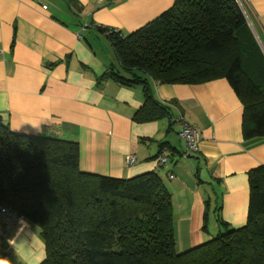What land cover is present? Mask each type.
I'll return each mask as SVG.
<instances>
[{
  "label": "crops",
  "instance_id": "1",
  "mask_svg": "<svg viewBox=\"0 0 264 264\" xmlns=\"http://www.w3.org/2000/svg\"><path fill=\"white\" fill-rule=\"evenodd\" d=\"M174 1L0 0V115L15 133L77 141L82 172L166 177L176 250L184 252L212 236L210 210L204 216L206 229L203 224L212 196L231 229L246 225L248 174L264 166V137L243 138V107L225 79L195 86L152 83L155 98L171 108L172 130L167 119L133 121L144 104L140 86L97 84L116 60L102 30L129 35L159 18ZM237 2L264 53V0ZM183 124L201 132L198 152L169 157L161 167L156 158L170 156L166 150L159 154L161 143L187 150L179 137ZM129 155L135 156L132 166L126 165ZM181 160L190 163L179 168ZM169 163L178 168L172 170ZM212 230L221 231L220 226ZM4 248L5 264H41L46 258L39 232L30 225H16Z\"/></svg>",
  "mask_w": 264,
  "mask_h": 264
},
{
  "label": "trees",
  "instance_id": "2",
  "mask_svg": "<svg viewBox=\"0 0 264 264\" xmlns=\"http://www.w3.org/2000/svg\"><path fill=\"white\" fill-rule=\"evenodd\" d=\"M102 32L117 65L96 82L142 88L135 123L167 119L169 130L174 126L152 83L225 79L243 107V138L264 137V53L237 0H175L129 35ZM160 146L159 154L170 156L156 159L166 162L197 153ZM163 180L156 172L131 179L82 172L77 141L15 133L0 115V204L38 230L46 253L41 264H264V166L248 174L246 225L231 229L218 213L224 232L179 253L173 198Z\"/></svg>",
  "mask_w": 264,
  "mask_h": 264
},
{
  "label": "built area",
  "instance_id": "3",
  "mask_svg": "<svg viewBox=\"0 0 264 264\" xmlns=\"http://www.w3.org/2000/svg\"><path fill=\"white\" fill-rule=\"evenodd\" d=\"M46 8V7H44ZM179 137L184 140L187 151L196 153L202 140L201 132L189 124H183ZM158 162L163 165L166 163L165 158H159ZM135 163V156L129 155L126 158V165L132 166ZM172 178V177H171ZM19 225L21 228L29 226L22 218L12 213L0 204V260L5 255L4 244L9 238L14 227Z\"/></svg>",
  "mask_w": 264,
  "mask_h": 264
},
{
  "label": "rangeland",
  "instance_id": "4",
  "mask_svg": "<svg viewBox=\"0 0 264 264\" xmlns=\"http://www.w3.org/2000/svg\"><path fill=\"white\" fill-rule=\"evenodd\" d=\"M112 52V51H111ZM115 65H117V60H115ZM104 72V71H103ZM102 72V73H103ZM176 127V126H175ZM182 147H183V149H186V147H185V145H184V142H183V145H182ZM188 163H190V160L188 161V160H181V162L177 165L179 168L181 167V166H188ZM174 164V163H173ZM172 163L170 164H168V166H171L172 167V170H175V166L176 165H173ZM176 166V167H177ZM177 167V168H178ZM176 172V171H175ZM175 172L173 171V173L175 174ZM187 172H189V170H185L184 171V173L183 174H185V176L187 177V178H190L189 177V175H187ZM172 173V174H173ZM180 174H181V172H179ZM164 177V176H163ZM164 180H163V182H164V184H165V186L168 188V190H169V180L166 178V177H164L163 178ZM205 200H208V198H205ZM215 200H216V198L214 197V196H212V201H213V203L209 206V205H206V207H205V213H204V215H203V224H204V228L206 229L207 228V226H208V222L204 219V216H205V214H208V210H210L209 211V215H210V225L208 226V231H209V235L211 236L210 238H209V240H211V239H214L215 237H216V234L217 233H215L214 234V232H213V230H212V228H213V226L215 227V228H218V223H217V221H216V218H215V216H217L218 215V212L216 211V204H215ZM220 228H221V226H220ZM220 230H222V228L220 229ZM222 232H224V230H222ZM179 253V252H178Z\"/></svg>",
  "mask_w": 264,
  "mask_h": 264
},
{
  "label": "clouds",
  "instance_id": "5",
  "mask_svg": "<svg viewBox=\"0 0 264 264\" xmlns=\"http://www.w3.org/2000/svg\"><path fill=\"white\" fill-rule=\"evenodd\" d=\"M0 264H5V261H3V260H0Z\"/></svg>",
  "mask_w": 264,
  "mask_h": 264
}]
</instances>
